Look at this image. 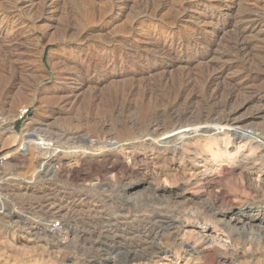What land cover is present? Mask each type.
<instances>
[{"label":"rangeland","instance_id":"rangeland-1","mask_svg":"<svg viewBox=\"0 0 264 264\" xmlns=\"http://www.w3.org/2000/svg\"><path fill=\"white\" fill-rule=\"evenodd\" d=\"M225 1L128 0L127 9L117 10L112 0H61L50 18L46 12L36 14L44 18L35 36L23 40L21 54H13L16 63L0 57V148L11 152L0 176L6 208L0 215V264H264V232L242 235L228 218L234 208L264 209V166L254 147L232 134L220 136V144L209 135L194 140L183 152L137 138L152 123L173 125L176 115L183 117V126L214 124L238 108L241 120L252 119L244 127L264 128L263 118L251 117L264 108V30L252 39L257 49L263 47V64L232 48L235 20L218 36L208 34L217 19L229 22L255 9V0ZM14 2L0 0V9L8 13ZM89 7L94 15L87 17ZM23 14L28 18L29 12ZM197 37L214 39L211 48L194 44ZM178 38H188L186 55L198 52L202 62L187 64L176 57L180 51L174 59L154 53L166 40ZM226 60L235 66L218 87L205 89L207 69ZM253 69L263 70V79L244 87L249 95L244 89L234 95L231 77ZM75 70L84 72L90 87L81 101L62 110L53 85ZM211 90L219 95L215 100L207 99ZM22 142L27 149L20 154ZM195 145L202 157L192 161ZM244 158H250L247 165ZM52 221L60 222L57 230L48 227ZM204 234L214 236V249Z\"/></svg>","mask_w":264,"mask_h":264},{"label":"bare ground","instance_id":"bare-ground-1","mask_svg":"<svg viewBox=\"0 0 264 264\" xmlns=\"http://www.w3.org/2000/svg\"><path fill=\"white\" fill-rule=\"evenodd\" d=\"M3 1V0H2ZM59 1L61 0H39V1H36V0H15L14 2V6L12 4L11 7H13V10L9 11L8 13L7 12H4V10H1L0 9V17H2V19H0V57L2 58V60H6V59H10L12 58V56H14L16 53H20L22 52V49H23V46L25 45L24 42L27 41V39L23 42V40L28 37H32L35 36V30L38 29V27L40 25H38L40 22H41V19H43L44 17H40V16H36V14L40 11H42L43 13L46 12V14H48V16L46 18H50L51 15H54L57 11H58V3H60ZM107 1V0H105ZM128 0H112L113 4L116 5V8L117 10L118 9H127V2ZM150 1V0H149ZM188 1V0H187ZM222 1H225V0H218V2H222ZM226 1H229V0H226ZM225 1V2H226ZM232 1H235V0H232ZM13 2V1H12ZM66 2V1H65ZM64 2V3H65ZM89 2V1H88ZM92 2V1H91ZM104 2V1H103ZM215 2V1H214ZM252 2V1H251ZM11 3V2H9ZM90 3V2H89ZM102 3V2H101ZM148 3V2H147ZM153 3V2H152ZM181 3V2H180ZM188 3V2H187ZM234 3V2H233ZM237 3V2H236ZM254 3V2H252ZM3 4V3H1ZM0 4V5H1ZM8 4V2H7ZM94 4H95V1H94ZM6 5V4H5ZM9 5V6H10ZM60 5V4H59ZM93 4H91L92 6ZM97 5V4H96ZM95 5V6H96ZM100 5V4H98ZM153 5V4H152ZM156 5V4H155ZM162 5V4H160ZM193 5V4H192ZM235 5V3H234ZM250 5H252L250 3ZM8 6V5H7ZM7 6L5 8H7ZM88 7V6H87ZM110 7V6H109ZM153 7V6H152ZM159 7V6H158ZM157 7V8H158ZM164 6H162L163 8ZM192 7V6H191ZM81 8V6H80ZM97 8V6L95 7ZM115 8V7H114ZM154 8V7H153ZM156 8V9H157ZM160 8V7H159ZM189 8V7H188ZM193 8V7H192ZM211 8L213 9H217L218 8L214 5L211 6ZM233 9V4L231 5V7ZM253 8L255 9H251L249 8V10L244 13H242L241 15L239 16H232L231 20H229V22H223V20L221 21L220 19L217 21H211L214 22L212 23L213 24V29L211 31H208V34H210L211 37H215L218 33H220L221 31H223L225 29V27L229 24L232 23V20H235V29H236V33H235V39H234V42H233V47L236 52L238 54H241L243 57H248V61H249V57H252L253 56V59H257L258 60V63L259 64H263V47L259 50V48L257 49L256 47H258L256 45V43H254V40H252L254 37L255 34H258L260 32H262L264 30V0H255V3H254V6ZM11 9V8H9ZM84 9V8H83ZM90 9V10H89ZM89 9L87 8V17L90 15H94L93 14V9H94V6H93V9H91L89 7ZM98 9V8H97ZM96 9V10H97ZM146 9V8H145ZM152 9V8H151ZM155 9V8H154ZM178 7L175 9L177 10ZM186 9V6L184 7L183 9V13L182 15L180 16L181 18H184L183 14L186 13L185 10ZM190 9V8H189ZM111 10V9H110ZM108 9V11H110ZM115 10V9H114ZM142 10V9H141ZM159 10V9H158ZM82 11V10H81ZM86 11V10H85ZM84 11V12H85ZM100 11V10H99ZM157 11V10H156ZM26 12H29L28 14V18L24 17L21 15V13H26ZM41 12V13H42ZM83 12V13H84ZM114 12V11H113ZM139 12V11H138ZM146 14L149 15L148 13V10L145 11ZM197 12V11H196ZM3 13V14H2ZM5 13V14H4ZM143 13V12H142ZM141 13V14H142ZM171 13V12H170ZM176 13V12H175ZM174 13V16L177 15V13L175 14ZM57 14V13H56ZM24 15V14H23ZM86 15V14H85ZM179 15V14H178ZM221 15V14H220ZM230 15V14H229ZM35 16V17H34ZM83 16V15H82ZM98 16V15H97ZM100 16V15H99ZM114 16V15H113ZM213 14L209 16V18H212L213 19ZM219 16V15H218ZM222 16V15H221ZM86 17V18H87ZM176 17V16H175ZM178 17V16H177ZM225 17H228V15H226ZM231 17V16H230ZM92 18V17H91ZM95 18V17H93ZM102 19V18H101ZM175 19V18H174ZM106 20V19H105ZM89 21V20H88ZM109 21V20H108ZM177 20H174V22L176 23ZM199 21V20H198ZM228 21V20H226ZM231 21V22H230ZM51 22V21H50ZM41 24V23H40ZM45 24V22H44ZM108 24V23H107ZM137 24V23H136ZM199 24V23H198ZM47 26V25H46ZM53 26V24H52ZM58 27V26H57ZM134 27V25L132 26ZM44 28V26H43ZM49 28V26H48ZM56 28V27H54ZM59 28V27H58ZM41 29V28H40ZM133 29V28H131ZM234 29V30H235ZM50 30V29H49ZM54 31V29H52ZM72 31V30H71ZM196 31V30H195ZM47 32V31H46ZM50 32V31H49ZM48 32V33H49ZM130 32H132L130 30ZM129 32V33H130ZM233 32V31H232ZM257 32V33H256ZM47 33V34H48ZM37 34V33H36ZM195 34V33H194ZM193 34V35H194ZM38 35V34H37ZM196 36V35H195ZM218 36V35H217ZM133 37V36H132ZM234 37V36H233ZM199 38H201L199 36ZM205 38V37H204ZM31 39V38H30ZM29 39V40H30ZM188 39V38H187ZM186 38H178V39H170V40H166L165 41V44L161 47L160 46V49L156 50L154 53L156 55H162L166 58H176V57H179L181 61L183 62H186L187 61V64H190V62H202L201 61V57L202 55L200 56H197L198 55V52L197 54H195L196 56L191 58V57H188L186 55V53L188 51H190V47H189V43L187 41ZM190 39V38H189ZM149 40V39H148ZM195 43L194 44H198L201 45V47L203 49H206L207 47H210L211 48V42L212 38H208L206 37L205 38V41H201L200 39L195 38V39H192ZM204 40V39H202ZM32 41V40H31ZM139 41V40H138ZM117 42V41H116ZM144 43V40L142 41ZM141 42V43H142ZM151 42V41H150ZM257 42V41H256ZM142 43V44H143ZM29 44V43H27ZM26 44V45H27ZM133 44V43H132ZM145 44V43H144ZM159 45H161L160 43H158ZM193 44V45H194ZM155 45V44H154ZM28 47V46H27ZM106 47V46H105ZM110 47V46H109ZM136 47V46H135ZM26 48V47H25ZM24 48V49H25ZM111 48V47H110ZM116 49V48H115ZM193 49V47L191 48ZM233 49V50H234ZM259 50L256 54H255V50ZM69 50V49H68ZM25 51V50H24ZM70 51V50H69ZM113 51V50H112ZM180 51V54H178V52ZM28 51H26L27 53ZM62 52V51H61ZM125 52V51H124ZM129 52V50H128ZM206 52V51H205ZM60 53V52H59ZM64 53V51H63ZM70 53V52H69ZM174 53H177L178 55H176V57L173 55ZM185 53V54H183ZM14 54V55H13ZM21 54V53H20ZM121 54V53H120ZM126 54V53H125ZM226 54V53H225ZM18 56V54H16ZM23 55V53H22ZM63 55V54H62ZM132 55V54H131ZM229 55V54H228ZM233 55V54H232ZM235 55V54H234ZM122 56V55H121ZM125 56V55H124ZM16 57V56H15ZM24 57H27L26 55ZM55 57V56H54ZM81 57V56H80ZM98 57H99V54H98ZM129 57V56H128ZM136 57V56H135ZM0 58V60H1ZM53 58V57H52ZM69 58V57H68ZM78 58V57H77ZM84 58V57H83ZM86 58V57H85ZM104 58V57H103ZM106 58V57H105ZM131 58V57H130ZM172 58V59H174ZM241 58V57H240ZM13 59V58H12ZM26 59V58H25ZM51 59V58H50ZM58 59V58H57ZM73 59V58H72ZM100 59V58H99ZM203 59V58H202ZM246 59V58H245ZM252 59V60H253ZM255 59V60H256ZM17 60V59H16ZM65 60V59H63ZM83 60V59H82ZM80 60V61H82ZM97 60V59H96ZM186 60V61H185ZM213 60V59H212ZM222 60V59H221ZM225 60V59H224ZM14 63L15 60L13 59ZM12 61V62H13ZM21 61V60H20ZM61 61V60H60ZM65 61H68V60H65ZM73 61V60H72ZM78 61V60H77ZM166 61V60H165ZM219 61V60H218ZM237 61V60H236ZM6 62V61H5ZM7 62H10V61H7ZM19 62V61H18ZM28 62V61H26ZM57 62V61H56ZM59 62V61H58ZM64 62V61H63ZM62 62V63H63ZM70 62V61H69ZM90 62V61H88ZM103 62V61H102ZM127 62V61H126ZM13 63V64H14ZM24 63V62H23ZM73 63V62H72ZM78 63V62H77ZM91 63V62H90ZM12 64V63H11ZM22 64V63H20ZM28 64V63H27ZM53 64V63H52ZM56 64V63H55ZM61 64V62L59 63ZM65 64V63H64ZM67 64V63H66ZM196 64V63H195ZM212 64V63H211ZM255 64V63H254ZM24 66V64H22ZM26 65V64H25ZM29 65V64H28ZM82 65V64H81ZM96 65V64H95ZM99 65V64H98ZM101 65V64H100ZM103 65V64H102ZM216 65V64H215ZM219 65V64H218ZM215 66V68H213L211 71H210V68L207 69V72H208V77L206 79V85H205V89H210L211 87L213 88L214 84L216 87L217 86V82L220 81L224 76L225 74L227 73V71L232 68L233 66H235V62L232 61V60H226L224 61L223 64H221V66ZM62 66V65H61ZM66 66V65H65ZM201 66V65H200ZM203 66V65H202ZM206 66V64H205ZM214 64L211 66L213 67ZM238 66V65H237ZM260 66V65H259ZM73 68V66H71ZM247 67V66H246ZM263 67V66H262ZM261 67V68H262ZM28 68V67H27ZM67 68H70V67H67ZM71 68V69H72ZM205 68V67H204ZM207 68V67H206ZM260 68V67H259ZM258 68V69H259ZM76 69V68H74ZM87 69V68H86ZM26 70H29V69H26ZM73 70V69H72ZM77 70H80V69H77ZM254 70V69H253ZM28 72V71H26ZM200 72V71H198ZM69 73V72H68ZM84 73V72H83ZM81 73V74H83ZM87 73V72H85ZM238 74L231 77V79L229 80V84L231 83L232 84V87L231 89H233V93L235 95V92L238 90H241V92L243 91L242 89H244V87H248L260 80L263 79V70H254L253 73H250L249 71H241V72H237ZM79 72L76 73V70L74 71V73L71 75V77H67L68 79H64L59 82L56 81V83L53 85L54 86V89L53 91L55 92L54 94L59 98V106L62 110H64L67 106L68 107H71L73 106L75 103L81 101L84 97V93H86L88 90L87 88L90 87V84H89V80H85L83 78V75H81ZM189 74V72H188ZM202 74V73H201ZM206 75V74H205ZM89 76V75H88ZM228 76V75H227ZM86 77V76H85ZM91 77V76H90ZM64 78V77H63ZM89 78V77H88ZM229 78V77H228ZM105 80V79H104ZM190 82V81H189ZM205 82V81H204ZM219 83V82H218ZM228 83V82H227ZM261 83V82H260ZM205 84V83H204ZM203 84V85H204ZM224 84V83H223ZM230 84V85H231ZM219 85V84H218ZM195 86V85H194ZM220 86V85H219ZM254 86V85H253ZM257 86V85H256ZM226 87V86H225ZM231 87V86H230ZM258 87V86H257ZM229 88V86H228ZM255 88V87H254ZM259 88V87H258ZM221 89V88H220ZM249 89V87H248ZM215 91V88L213 89ZM224 90V89H223ZM245 90V89H244ZM257 90V89H256ZM49 91V90H48ZM212 91V90H211ZM229 91V89H228ZM250 91V90H249ZM248 91V92H249ZM260 91V90H259ZM206 92V91H204ZM216 92V91H215ZM230 92V91H229ZM244 92L248 94L247 90H245ZM252 92V91H251ZM255 92V91H254ZM257 92V91H256ZM225 93V92H224ZM231 93V92H230ZM229 93V94H230ZM243 93V92H242ZM208 94V93H207ZM212 94H213V91H212ZM212 94L210 95V97L207 99H214L215 100V96L218 95V93L214 96H212ZM226 94V93H225ZM237 94V93H236ZM239 94V92H238ZM237 94V95H238ZM241 94V93H240ZM251 94V93H250ZM253 94V93H252ZM190 95V94H189ZM203 95V94H202ZM231 95V94H230ZM234 95H231V99L234 97ZM263 95L262 93H259L258 94V98L257 100L260 101V103L263 102ZM141 96V95H140ZM198 96V94H197ZM205 96V95H204ZM219 96V95H218ZM220 96H222L220 94ZM229 96V95H228ZM239 96V95H238ZM237 96V97H238ZM256 96V95H255ZM188 97V96H187ZM186 97V98H187ZM250 98V96H248ZM253 97V96H251ZM182 98V97H181ZM185 98V97H184ZM190 98V97H189ZM203 98V96H202ZM201 98V99H202ZM228 98V97H227ZM246 98V97H245ZM254 98V97H253ZM256 98V97H255ZM153 99V98H152ZM193 99V98H192ZM224 99V98H222ZM229 99V98H228ZM239 99V98H237ZM235 99V100H237ZM252 99V98H250ZM179 100V99H178ZM191 100V98H190ZM248 100V99H247ZM152 101V100H151ZM225 101V100H224ZM233 101V100H232ZM241 102H243L242 100H240ZM256 101V100H255ZM140 102V101H139ZM185 102V101H184ZM184 102L182 104H184ZM192 102V101H191ZM230 102V100H229ZM234 102V101H233ZM180 103V102H179ZM187 103V102H186ZM194 103V101L192 102ZM215 103V102H214ZM213 103V104H214ZM225 103V102H224ZM239 103V102H238ZM79 104V103H78ZM176 104V103H175ZM189 104V103H188ZM212 105V102L210 103ZM208 104V105H210ZM243 104V103H242ZM191 105V104H189ZM227 105V104H226ZM233 105V104H232ZM254 105V104H253ZM257 105V103L255 104ZM77 106V104H76ZM178 106V105H177ZM184 106V105H183ZM224 106V105H223ZM263 106V105H262ZM261 106V107H262ZM170 107V106H169ZM179 107V106H178ZM181 107V106H180ZM186 107V106H185ZM251 107V106H250ZM253 107V106H252ZM258 107V106H256ZM75 108V107H74ZM171 108V107H170ZM214 108V107H213ZM255 108V107H254ZM158 110V109H157ZM162 110H163V107H162ZM169 110V108H168ZM258 110L256 113L254 112V114L251 115V117H258V118H263V121H264V108H259L256 109ZM230 111V110H229ZM159 112V111H157ZM171 112V111H170ZM183 112V111H182ZM186 112V111H185ZM184 112V113H185ZM217 112V111H216ZM225 112V111H224ZM240 110L239 108L237 110H233L230 114L228 112L229 115L226 116V118L223 120V121H218V123H214V124H207V123H204V124H199V125H190V126H183V125H179V121L181 119V117L179 118H175L176 116H172L173 117V125H170V126H165L163 125L165 122H163V124H160V123H152L149 125L148 129H147V132L145 135H141L137 138H140L142 139L145 143L149 144V146H152L155 145H166L167 147H172L174 149L175 152H183L184 151V148L188 146L189 143L191 142H194V140H197L199 141L200 139L204 138V137H209V136H215V138H219L220 136L222 137V135H230L231 134L233 136L236 137L237 140H240V141H245L248 145H250L251 147H254L256 149V152H258L257 154V159L259 161H261V164L263 162V166H264V128L260 129L258 126H256V128H251V129H248L247 127H244L242 125V123H247V122H250L252 121V119H240L237 115L239 114ZM253 112V111H252ZM160 113V112H159ZM158 113V115H159ZM165 113V112H164ZM174 113V112H173ZM172 113V114H173ZM177 113V112H176ZM226 113V112H225ZM162 114V113H160ZM180 114V112H179ZM165 115V114H164ZM171 115V113L169 114ZM185 115V114H184ZM179 116H182L179 115ZM155 117V116H154ZM166 117V116H165ZM159 120H160V116H158ZM167 119V118H165ZM183 119V117H182ZM181 119V120H182ZM153 120V119H152ZM156 120V119H154ZM158 120V121H159ZM163 120H164V117H163ZM161 119V121H163ZM183 121V120H182ZM209 121V120H208ZM166 123H170V122H166ZM149 124V123H148ZM172 124V123H171ZM185 124V123H183ZM255 127V126H253ZM258 127V128H257ZM263 127V126H262ZM74 135V134H73ZM82 135H87L88 136V133L86 134H82ZM209 135V136H208ZM86 136V138H87ZM90 136V135H89ZM69 137V136H68ZM75 137V136H74ZM84 137V136H83ZM95 137V136H94ZM113 137V136H112ZM70 140H71V137H69ZM114 138V137H113ZM68 139V138H67ZM75 139V138H74ZM73 139V140H74ZM78 138H76L75 140L77 141ZM93 139V138H92ZM100 139V138H99ZM205 139V138H204ZM203 139V140H204ZM207 139V138H206ZM211 139V138H210ZM209 139V141H210ZM214 139V138H212ZM223 139V138H222ZM130 140V139H129ZM134 140V139H133ZM140 140V142L142 141ZM208 140V139H207ZM206 140V141H207ZM225 140V139H224ZM228 140V139H227ZM226 140V141H227ZM88 140H86L87 142ZM126 141V140H125ZM128 141V140H127ZM214 141V140H213ZM217 143L218 141H220L219 139L216 140ZM215 141V142H216ZM225 141V142H226ZM70 142V141H69ZM81 142V143H80ZM123 142V141H122ZM135 142V141H134ZM138 142V140H137ZM200 142V141H199ZM202 142V141H201ZM212 142V141H211ZM228 142V141H227ZM226 142V143H227ZM231 142V141H230ZM80 144H82V141H79ZM84 143V142H83ZM88 143L91 144V146L93 145H100L101 142L100 140H96V141H91L89 140ZM118 144V146H120V143L119 141L115 142ZM198 143V142H197ZM75 144V143H74ZM74 144H72L74 146ZM132 144H135L133 142H128L126 143L125 145L127 146H132ZM137 144V143H136ZM192 144V143H191ZM189 144V145H191ZM195 144V143H194ZM192 144V146L194 145ZM214 144V143H213ZM220 144V143H218ZM228 144V143H227ZM78 145V144H77ZM197 145V144H196ZM193 147V158L190 159L193 161L194 159V156L196 159H199L198 157H202L200 152H199V146H196ZM198 145H200L198 143ZM230 145V144H228ZM227 145V146H228ZM90 146V145H89ZM135 146V145H134ZM137 146V145H136ZM165 146V147H166ZM77 147V146H76ZM79 147V146H78ZM82 147V145H81ZM101 147V146H100ZM123 147V146H122ZM215 150L216 148L214 146H212ZM220 147V146H218ZM164 148V146H163ZM185 148V149H186ZM226 148V147H225ZM77 149V148H76ZM79 149V148H78ZM93 149V147H92ZM98 149V148H97ZM102 149V147H101ZM100 149V150H101ZM161 149V148H160ZM190 149H192L190 147ZM202 149V148H201ZM205 148H203L204 150ZM208 148H206L207 150ZM254 149V150H255ZM95 150V149H94ZM203 150H202V153H203ZM98 151V150H97ZM189 151V149H188ZM211 151V150H209ZM96 152V151H95ZM169 152V151H168ZM187 152V151H185ZM214 152V151H213ZM217 152V151H216ZM87 153V152H86ZM190 153V151H189ZM207 153V152H206ZM205 153V154H206ZM210 153V152H209ZM219 153V152H218ZM172 154V153H171ZM192 154V153H191ZM208 154V153H207ZM215 154V152H214ZM176 155V154H175ZM181 155V154H180ZM179 155V156H180ZM218 155V154H217ZM222 155V154H221ZM192 156V155H190ZM214 155H212V158H213ZM251 156V155H250ZM207 158V157H206ZM195 159V160H196ZM201 159V158H200ZM204 159V158H203ZM252 159V158H251ZM206 160V159H205ZM204 160V161H205ZM197 161V160H196ZM240 161V160H239ZM242 163H247L250 161V158H244L243 160H241ZM191 162V161H190ZM202 162V160H201ZM200 162V163H201ZM193 163V162H192ZM196 163V162H195ZM209 163V162H208ZM190 164V163H189ZM207 164V163H206ZM250 164V163H249ZM254 164V163H253ZM256 164V163H255ZM209 165V164H208ZM214 165V164H213ZM239 165V164H238ZM245 165V164H244ZM241 166V165H240ZM258 166V165H257ZM238 167V166H237ZM201 168H202V165H201ZM204 168V167H203ZM208 168V167H207ZM242 168V167H240ZM250 168V167H249ZM264 168V167H263ZM206 169V168H205ZM243 170H246L243 168ZM248 170V169H247ZM251 170V169H250ZM248 170V171H250ZM247 171V172H248ZM204 172V171H203ZM245 173V171H244ZM261 173V172H260ZM263 177H264V170H263ZM256 174H257V171H256ZM246 175V174H245ZM248 176V174H247ZM246 177V176H245ZM260 177V176H259ZM262 177V176H261ZM260 181V179H259ZM263 181V180H262ZM261 184V182H260ZM261 186H263L261 184ZM218 196V195H217ZM219 197V196H218ZM223 198V197H222ZM215 200V199H214ZM216 201V200H215ZM211 202V201H210ZM209 203V202H208ZM209 205V204H208ZM212 205V204H211ZM233 205V204H232ZM231 205V206H232ZM238 205V204H237ZM235 206V205H233ZM236 207V206H235ZM66 208V207H64ZM69 209V208H68ZM64 209L63 208H60L59 209V212L63 211ZM70 211V210H69ZM69 213V212H68ZM228 218H229V223H231L233 225L234 228H237V230H241L242 232V235L244 234L245 236L250 232L252 233L254 230L256 229H259L260 231L264 232V209H257V210H253V209H242V208H234V209H231L228 213ZM223 220V219H222ZM225 220H228V219H225ZM228 223V222H227ZM228 223V224H229ZM46 225V224H45ZM208 228V227H207ZM204 230V229H203ZM234 231V230H233ZM204 232V231H202ZM207 232V231H206ZM213 233V232H212ZM200 234L202 235V233L200 232ZM222 235V234H221ZM205 238L207 239V246L208 244L210 243L209 245V248H213L216 246L215 243H214V236H210V235H205ZM223 239V238H221ZM217 242V241H216ZM195 244V243H194ZM203 244V243H202ZM199 245V244H198ZM204 245V244H203ZM224 245V244H223ZM191 251H193L195 249V245L193 246H190L188 245L187 246ZM197 247V246H196ZM219 247V246H218ZM205 249V247H204ZM216 249V248H215ZM196 251V250H195ZM166 253V252H165ZM195 253V252H194ZM172 264V263H171Z\"/></svg>","mask_w":264,"mask_h":264},{"label":"built area","instance_id":"built-area-1","mask_svg":"<svg viewBox=\"0 0 264 264\" xmlns=\"http://www.w3.org/2000/svg\"><path fill=\"white\" fill-rule=\"evenodd\" d=\"M26 145L24 142L21 143L20 147H19V153L20 154H23L24 152H26ZM11 159V152L9 149H1L0 148V176H1V171L2 169L5 167V165L9 162V160ZM1 185L2 182L0 181V215H4L5 214V205H4V202H3V198L1 197ZM60 226V222H50L48 227L50 229H53V230H57Z\"/></svg>","mask_w":264,"mask_h":264}]
</instances>
